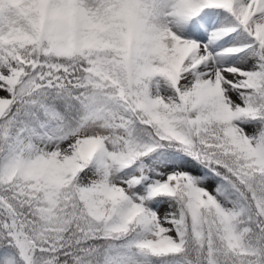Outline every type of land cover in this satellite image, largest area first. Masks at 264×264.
Listing matches in <instances>:
<instances>
[{
    "label": "snow or ice",
    "instance_id": "1",
    "mask_svg": "<svg viewBox=\"0 0 264 264\" xmlns=\"http://www.w3.org/2000/svg\"><path fill=\"white\" fill-rule=\"evenodd\" d=\"M0 264H264V0H0Z\"/></svg>",
    "mask_w": 264,
    "mask_h": 264
}]
</instances>
